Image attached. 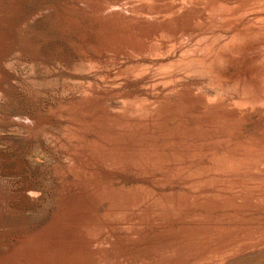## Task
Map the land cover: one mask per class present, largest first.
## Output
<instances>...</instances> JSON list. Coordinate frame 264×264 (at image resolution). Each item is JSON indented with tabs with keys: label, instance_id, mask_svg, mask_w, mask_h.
<instances>
[{
	"label": "bare ground",
	"instance_id": "bare-ground-1",
	"mask_svg": "<svg viewBox=\"0 0 264 264\" xmlns=\"http://www.w3.org/2000/svg\"><path fill=\"white\" fill-rule=\"evenodd\" d=\"M0 264H264V0H0Z\"/></svg>",
	"mask_w": 264,
	"mask_h": 264
}]
</instances>
